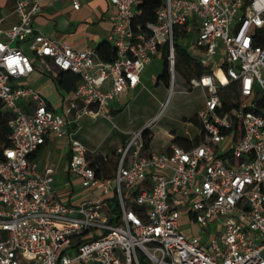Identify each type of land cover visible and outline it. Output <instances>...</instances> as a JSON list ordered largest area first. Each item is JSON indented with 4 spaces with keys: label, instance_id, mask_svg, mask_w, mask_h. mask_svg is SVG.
I'll return each instance as SVG.
<instances>
[{
    "label": "built area",
    "instance_id": "1",
    "mask_svg": "<svg viewBox=\"0 0 264 264\" xmlns=\"http://www.w3.org/2000/svg\"><path fill=\"white\" fill-rule=\"evenodd\" d=\"M63 1L80 8L79 0H14L17 21L5 27L0 16V102L12 117L0 160V264H264V0H164L144 29L133 25L138 0H108L112 62L37 31L42 4ZM191 23L210 69L190 84L207 93L197 143L145 155L142 131L132 133L114 175L103 177L71 140L69 171L97 194L78 205L59 200L53 168L40 172L31 156L50 134L66 137L80 116L101 115L134 89L164 46L173 79L175 32ZM36 69L78 77L62 113L22 83ZM181 219L202 240L180 232Z\"/></svg>",
    "mask_w": 264,
    "mask_h": 264
},
{
    "label": "crops",
    "instance_id": "2",
    "mask_svg": "<svg viewBox=\"0 0 264 264\" xmlns=\"http://www.w3.org/2000/svg\"><path fill=\"white\" fill-rule=\"evenodd\" d=\"M79 2L78 10H75L69 1L43 3L41 11L33 19V26L41 34L54 38L75 50L89 48L94 50L99 43L108 42L114 10L108 0H79ZM0 16L4 20L5 27L17 21L14 0H0ZM189 29L194 30L198 35L196 24L191 23L183 27L180 31L183 34L178 38L185 36ZM190 55L203 63L202 51L196 44ZM159 59L162 61L161 52L153 56L144 66L139 84L134 89L124 91L117 100L103 109L101 115L80 116L71 125L66 137L57 138L50 134L44 145L40 146L31 156V160L36 163L40 172L46 167L53 168L54 176L51 189L59 200L69 205H78L97 194L95 191L83 188L79 179L69 171V161L72 155L71 140H76L85 147L87 150L86 159L89 164L98 155L107 160L106 167H110V169L105 170L104 173L111 172V174L104 176V173H101L103 177L114 175L118 159L117 150L132 133L143 131L146 128H149L153 133L149 149H144L145 155L165 153L171 145L189 150L197 143L200 125L198 121L197 124H194L186 120L193 116H196L197 120V114L204 108L207 93L202 87L195 86V90L199 92L196 107L190 115L181 118L183 124L181 132H178L174 126L155 128V119H158L161 114V109L159 112L157 110L163 102L167 101L166 91L169 89L157 80L161 73L160 71L156 75V72H159ZM177 75L181 87L185 85L190 89L186 81L179 74ZM56 78L57 76L52 77L36 69L22 83L34 88L51 110L62 113L65 100L70 97V93L66 94L58 88ZM152 82H154V90L149 88ZM171 85V87H175V76ZM150 94L156 103L152 109H149L145 117L128 112V108L136 103L142 104L146 96ZM165 97L166 99L163 101ZM163 107H165L164 104ZM153 120L155 121L153 122ZM175 138H177L176 142Z\"/></svg>",
    "mask_w": 264,
    "mask_h": 264
},
{
    "label": "trees",
    "instance_id": "3",
    "mask_svg": "<svg viewBox=\"0 0 264 264\" xmlns=\"http://www.w3.org/2000/svg\"><path fill=\"white\" fill-rule=\"evenodd\" d=\"M138 5L134 9L133 15V25L134 27L139 26L140 28H145L147 24L154 23L156 20V11L163 5L164 0H138ZM182 32H175V38H178ZM175 64L174 71L179 74L191 87L190 81L192 79H198L202 75L208 74L210 72L209 66L203 64L202 62L195 59L190 53L179 44H175ZM95 56L97 59L112 62L115 59V51L109 42H101L94 49ZM162 70L157 80L161 81L165 87L168 88L170 81V73L168 70V63L166 61L167 47L162 48ZM78 77L71 72L61 71L58 73L56 82L58 88L66 94L71 93L76 86ZM232 89V87H229ZM222 104L224 109H229L231 106L228 104L226 98L222 97ZM49 108V107H48ZM260 111V110H259ZM10 113L4 108L0 102V160H2V153L5 148L11 145L12 129L10 127L11 121ZM189 122L197 124L196 116L189 118ZM142 138L144 142V149H149V144L153 138V133L149 128L142 131ZM177 141V138L174 139ZM107 160L102 156H95L94 160L90 165L95 169L98 174H103L107 170L106 165ZM108 171V170H107ZM106 176L107 174H103Z\"/></svg>",
    "mask_w": 264,
    "mask_h": 264
},
{
    "label": "rangeland",
    "instance_id": "4",
    "mask_svg": "<svg viewBox=\"0 0 264 264\" xmlns=\"http://www.w3.org/2000/svg\"><path fill=\"white\" fill-rule=\"evenodd\" d=\"M197 34L194 30L189 29L185 36L180 38H175V42L179 44L181 47L185 48L188 52L193 53L195 49ZM159 72H156L158 75L162 69V61L159 59ZM204 63V60H203ZM175 76V87H171L172 81L174 80ZM157 77V76H155ZM178 75L174 71L173 79H170L168 90L166 91V97H168L166 102L158 108V112L161 109V114L158 119L153 120L155 121V128H166L167 126H174L177 128L178 132L183 130V124L181 123V118L184 116H188L192 113L193 109L196 107V99L199 96L198 90H195L194 87H190L188 89L185 85L181 87L179 84V80L177 79ZM177 82V83H176ZM154 82L151 83V90H154ZM258 90V88H256ZM234 89L226 88V90L221 92V97L227 99V101H231L234 98ZM163 99V101L166 99ZM155 100L152 98L151 94L146 96L143 103H136L134 106L128 108V112L130 114L145 117L146 113H148L149 109L155 106ZM160 126V127H159ZM113 166V164H111ZM110 167L107 168L109 170ZM111 172H107V175H110ZM180 232L184 235L191 237V236H198L201 238V230L198 228L197 225L192 224L191 222L181 219L180 220ZM202 240V238H201ZM204 241V240H203Z\"/></svg>",
    "mask_w": 264,
    "mask_h": 264
}]
</instances>
